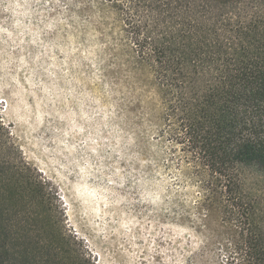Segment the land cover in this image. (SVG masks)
<instances>
[{
	"label": "rangeland",
	"instance_id": "374dc122",
	"mask_svg": "<svg viewBox=\"0 0 264 264\" xmlns=\"http://www.w3.org/2000/svg\"><path fill=\"white\" fill-rule=\"evenodd\" d=\"M53 3L61 1L0 0V119L18 148L13 156L42 181L31 183L45 199L40 206L10 172L0 174L4 213L24 237L20 250L45 256L51 194L53 213L92 264H189L200 238L174 212L194 189L138 151V132L151 137L143 114L148 67H135L136 84L117 81L97 32L80 36L65 17L51 15ZM237 173L264 199V172L244 166ZM212 250L197 258L224 264Z\"/></svg>",
	"mask_w": 264,
	"mask_h": 264
},
{
	"label": "trees",
	"instance_id": "16d2710c",
	"mask_svg": "<svg viewBox=\"0 0 264 264\" xmlns=\"http://www.w3.org/2000/svg\"><path fill=\"white\" fill-rule=\"evenodd\" d=\"M57 1L51 15L65 17L82 37L97 32L117 81L136 84L135 67H148L143 114L151 137L138 132V151L194 189L193 200L176 203L174 212L200 238L189 264H203L197 252L212 249L224 264H264V199L237 173L244 166L264 172V0ZM10 132L0 119V174L10 172L44 206L42 187L31 183L42 181L16 161ZM51 200L45 256L29 258L0 198V264H92Z\"/></svg>",
	"mask_w": 264,
	"mask_h": 264
}]
</instances>
